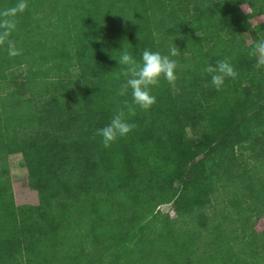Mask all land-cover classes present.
<instances>
[{"label": "trees", "instance_id": "obj_1", "mask_svg": "<svg viewBox=\"0 0 264 264\" xmlns=\"http://www.w3.org/2000/svg\"><path fill=\"white\" fill-rule=\"evenodd\" d=\"M245 1L27 0L20 54L0 46V264H264V21L245 36L264 0ZM173 44L175 86L152 87L149 110L118 94L125 48L141 62ZM224 59L237 75L217 90L203 69ZM122 108L134 128L105 148L96 132ZM18 152L37 204L16 203Z\"/></svg>", "mask_w": 264, "mask_h": 264}, {"label": "clouds", "instance_id": "obj_2", "mask_svg": "<svg viewBox=\"0 0 264 264\" xmlns=\"http://www.w3.org/2000/svg\"><path fill=\"white\" fill-rule=\"evenodd\" d=\"M26 8L27 0H18L14 6L0 11V46L7 44V51L10 56L20 54L10 36L17 26L15 18L23 13ZM197 34L200 35L199 32ZM179 55H181L179 48L173 44L168 55L145 49L142 53L141 62H137L125 48L118 60L120 65L124 67L122 74L127 79L121 85L118 94L125 95L127 90L131 89L133 104L143 110H149L156 103V97L151 93L152 87L158 86L161 79L175 86L177 61L171 57ZM184 55H187V52ZM250 55L257 60V66L264 65V38L252 45ZM203 71L211 74V83L217 90L223 87L226 78H235L237 75L234 67L227 59L217 61L215 66L208 65ZM133 104L126 103L125 107L128 114L134 116L136 109ZM133 128L134 125L127 121L125 111L122 108L113 115L108 125L97 130L96 135L102 138L104 147L108 148L118 138L127 136Z\"/></svg>", "mask_w": 264, "mask_h": 264}, {"label": "rangeland", "instance_id": "obj_3", "mask_svg": "<svg viewBox=\"0 0 264 264\" xmlns=\"http://www.w3.org/2000/svg\"><path fill=\"white\" fill-rule=\"evenodd\" d=\"M241 7L249 12L250 7L245 0H238ZM264 21V15L256 16L247 21L246 25L248 31L245 33L246 39L251 40L250 31L254 29L258 24ZM9 164L11 168V180L12 188L15 195V200L18 205L22 204H37L39 202L38 192L33 189L29 182V170L25 161L24 154L22 152L13 153L9 155ZM158 208L162 211L166 218L175 217L174 205L166 203L162 199L157 200ZM7 229L11 234L19 233V220L16 212L2 213L1 215ZM257 231L264 229V215L257 221ZM13 251L16 254L23 253V245L16 243L13 245Z\"/></svg>", "mask_w": 264, "mask_h": 264}]
</instances>
